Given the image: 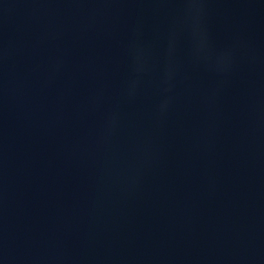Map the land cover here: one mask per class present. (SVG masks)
Listing matches in <instances>:
<instances>
[{"label":"water","instance_id":"1","mask_svg":"<svg viewBox=\"0 0 264 264\" xmlns=\"http://www.w3.org/2000/svg\"><path fill=\"white\" fill-rule=\"evenodd\" d=\"M0 264H264V0H0Z\"/></svg>","mask_w":264,"mask_h":264}]
</instances>
